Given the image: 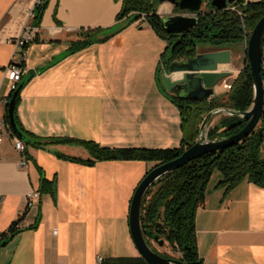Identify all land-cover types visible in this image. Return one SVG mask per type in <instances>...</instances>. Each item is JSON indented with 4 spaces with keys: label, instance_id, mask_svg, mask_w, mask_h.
<instances>
[{
    "label": "crops",
    "instance_id": "0c3cea01",
    "mask_svg": "<svg viewBox=\"0 0 264 264\" xmlns=\"http://www.w3.org/2000/svg\"><path fill=\"white\" fill-rule=\"evenodd\" d=\"M36 1L0 0V98L9 96L3 74L12 60L9 41L25 26L33 27ZM120 7L115 0H48L40 26L34 27L36 42L25 48L17 116L27 132L111 148L179 146V111L157 81L166 42L147 23L138 19L103 43L67 52L81 30L124 25L127 20H116ZM172 11L170 4L158 2L155 12L161 17ZM245 48V40L226 47L230 63L217 71L229 77L215 87L214 98L228 92L224 84H231L244 67ZM196 49L214 50L208 45ZM4 114L0 104V118ZM219 120L213 117L210 125ZM25 150L29 159L20 167L13 140L6 138L0 146V264H147L132 241L128 212L136 186L156 162L102 161L89 167L55 156L88 159L80 146ZM36 166L47 180L55 178V197L42 195L26 210V194L38 191ZM220 179L214 172L196 210L198 257L203 264H264V188L243 181L225 193L216 187ZM18 218V232L9 238V227Z\"/></svg>",
    "mask_w": 264,
    "mask_h": 264
},
{
    "label": "trees",
    "instance_id": "16d2710c",
    "mask_svg": "<svg viewBox=\"0 0 264 264\" xmlns=\"http://www.w3.org/2000/svg\"><path fill=\"white\" fill-rule=\"evenodd\" d=\"M115 1H121L116 20L125 19L127 20L126 23L108 29L81 30L78 35L79 39L71 43L67 52L71 54L92 44L103 43L124 27L140 19L141 14H143L149 27L166 42L165 50L160 58L164 64V71L158 69L157 76L158 84L163 92L160 76L167 70L169 62L194 57L197 54L196 47L198 43H204L213 48H226L243 40L247 43L255 24L264 15V0L246 3L244 0H235L229 8L221 11H215L209 6L210 0H202V3H205V9L198 13L191 12L197 15L196 26L181 34H167L161 27L160 17L155 14V0ZM158 2L157 0V5ZM47 3L48 0H42L40 4L33 7L31 13L33 27L40 26ZM174 10L181 13L188 12L177 8H174ZM33 42H36V37ZM261 75L264 84V69L261 70ZM24 83L22 82V86ZM19 95L20 92L15 99L13 118L16 128L23 138H19L11 128L10 131L11 135L17 137L24 144L26 159H29L25 150L27 146L46 148L60 144L84 148L89 154L88 159H80L55 152L58 159L84 166L91 167L102 161H147L156 162L158 165L176 159L184 150L196 142L199 125L204 116L211 110L225 108L236 113H244L253 101V84L246 62L231 82L229 91L223 97L198 101L192 99L182 100L169 96L170 101L179 111L182 133L179 146L171 149L111 148L100 146L92 141L74 138L34 136L23 128L18 119ZM10 97L11 94L7 98L8 101ZM3 119L9 125L7 104ZM245 125L246 121L238 115L221 116L219 122L213 124L209 129L207 138L218 140L229 137L238 133ZM263 140L264 111L258 125L237 145L207 153L157 179L146 190L140 209L141 231L151 250L164 258H170L167 254L158 252L152 245V242L163 241L168 244L174 253L179 255L175 260H178L181 264H203L197 253L195 215L197 208L204 203L206 188L211 177L214 172L220 174L221 179L216 187L223 188L225 193L230 192L243 181L264 188ZM36 169L40 173L37 189L40 197L50 195L54 198L56 192L55 178L47 180L38 166H36ZM20 221L21 218H18L10 225L7 232L9 238L18 232ZM35 227L36 224L32 225L30 229Z\"/></svg>",
    "mask_w": 264,
    "mask_h": 264
},
{
    "label": "water",
    "instance_id": "95a60500",
    "mask_svg": "<svg viewBox=\"0 0 264 264\" xmlns=\"http://www.w3.org/2000/svg\"><path fill=\"white\" fill-rule=\"evenodd\" d=\"M159 3H168L172 8L188 11L186 14L163 15L160 17L161 27L167 34H181L192 29L197 24V15L201 11L202 0H158ZM235 0H210L209 6L215 11L226 10ZM156 11V10H155ZM156 14V12H155ZM264 39V15L258 20L252 29L245 48V61L249 68L253 84V101L244 113H236L232 110L231 116L238 115L246 121V125L236 134L218 140H207L206 125L216 113L228 112L225 108H216L204 116L199 126L196 142L184 150L176 159L154 166L143 178L136 188L129 205L128 226L132 241L147 264H181L178 260L164 258L151 250L147 245L140 226V209L146 190L166 173L176 170L189 161L199 158L207 153L226 149L237 145L247 137L258 125L264 111V84L262 80V46ZM213 48V47H212ZM172 49V48H171ZM214 50L198 53L188 59H179L169 62L160 81L165 93L178 99L187 100H210L214 98V89L222 81L229 77V73L220 72L219 65L230 63V51L226 48H213ZM22 88V83L17 88L7 103V117L11 130L23 138L16 128L13 110L17 95ZM159 246L163 241L157 242Z\"/></svg>",
    "mask_w": 264,
    "mask_h": 264
},
{
    "label": "built area",
    "instance_id": "2783aa9c",
    "mask_svg": "<svg viewBox=\"0 0 264 264\" xmlns=\"http://www.w3.org/2000/svg\"><path fill=\"white\" fill-rule=\"evenodd\" d=\"M41 1L42 0H37L36 4H40ZM183 14L188 15L189 13L183 12ZM140 20L146 23V20L143 14H141ZM34 38H35V28L31 26H25L23 31L18 37L9 41V43L13 47L12 60H10V63L3 69L4 78L9 84V94L15 91L18 84L21 82L22 77L26 73V70L24 67L25 48L26 46H28L29 44L33 42ZM15 56H17V59L13 60V57ZM158 69L164 71V64L161 60L159 61ZM230 87H231V84H224L225 91H229ZM7 103H8L7 98H0L1 105L6 106ZM226 110L228 112L216 113V116H220V117L221 116H228V117L231 116L232 110L231 109H226ZM210 123L211 121L207 123L206 125L207 133L209 129L211 128ZM6 138H10L13 140L14 149L18 154H20V160L18 162V165L20 167H24L26 165V158L24 156V144L17 137L11 135L9 125L4 122L3 118H0V146L2 144V141ZM207 140L209 139L207 138V135H206L205 141ZM39 200H40V195L38 191L28 192V194H26L24 198L26 210L33 209L37 205ZM2 201H3V197L0 195V204L2 203ZM100 261L101 259L98 258L97 262L100 263Z\"/></svg>",
    "mask_w": 264,
    "mask_h": 264
},
{
    "label": "rangeland",
    "instance_id": "374dc122",
    "mask_svg": "<svg viewBox=\"0 0 264 264\" xmlns=\"http://www.w3.org/2000/svg\"><path fill=\"white\" fill-rule=\"evenodd\" d=\"M154 5L157 6V0L154 1ZM205 9V3H202V7L201 10ZM173 14H183L181 12H176L174 9L172 11V13H170L169 15H173ZM206 46V44L204 43H198L197 44V48L198 49H202ZM215 124V122H214ZM200 126V125H199ZM152 245L155 247V249L160 252V253H164L167 254L170 258L172 259H176L179 255L177 253H174L171 248L168 246L167 243L164 242V244L162 246H159L158 243L156 242H152Z\"/></svg>",
    "mask_w": 264,
    "mask_h": 264
}]
</instances>
